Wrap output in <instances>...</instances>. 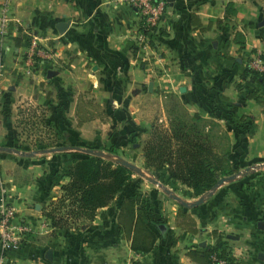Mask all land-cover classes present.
I'll return each mask as SVG.
<instances>
[{
	"label": "crops",
	"instance_id": "obj_1",
	"mask_svg": "<svg viewBox=\"0 0 264 264\" xmlns=\"http://www.w3.org/2000/svg\"><path fill=\"white\" fill-rule=\"evenodd\" d=\"M263 20L264 0L169 2L163 34L156 48L144 49L142 64L134 50L141 15L127 3L0 0V141L56 139L67 146L34 155L0 151V209L13 205L31 227L18 247L0 246L2 264H205L188 250L214 244V231L227 239L236 264H264V86L245 77L249 63L264 61ZM25 34L51 50L34 77L22 71ZM254 88L260 100L249 96ZM167 93L191 115L227 129L231 164L239 168L187 207L197 232L178 222V202L154 187L169 220L148 252L132 249L115 201L80 220L79 230L53 225L47 212L70 179L60 171L69 150L111 149L109 156L139 158L141 165L153 123L162 119L169 128ZM186 191L195 199L191 187Z\"/></svg>",
	"mask_w": 264,
	"mask_h": 264
},
{
	"label": "trees",
	"instance_id": "obj_2",
	"mask_svg": "<svg viewBox=\"0 0 264 264\" xmlns=\"http://www.w3.org/2000/svg\"><path fill=\"white\" fill-rule=\"evenodd\" d=\"M195 17L193 14L192 20L199 25ZM236 36L239 42L245 43L242 32H237ZM30 38L29 34L24 35L27 46ZM15 41L20 43L18 37ZM134 50L137 53L138 48L135 47ZM247 76L253 82L264 86V70L254 68L249 63L245 70V77ZM249 96L260 100L259 89H252ZM168 113V129L153 123L151 137L144 149L145 163L157 171L167 168L173 179L187 184L195 195H203L221 177L233 173L229 157L230 144L225 145L223 142L222 136L225 135L222 131L229 140L228 134L223 128L218 132L216 129L220 124L211 118L194 116L186 110L182 114ZM51 146L53 145H47ZM71 152L72 155L63 162L60 170L70 179L63 184V194L57 199L55 207L47 212L53 225L67 227L70 218L92 219L100 207L117 198L120 207L119 223L131 239L132 249L137 252L152 250L158 232L166 229V222L159 211L144 213L139 210L137 198L124 191L132 179L133 169L111 158L81 150ZM262 179V176L259 177V180ZM184 205L179 208L178 215L188 217L190 225L193 226L191 231L197 232V222ZM63 208L65 209L62 213ZM213 234L217 236L214 244H207L203 248H189L188 253L195 261L214 264L212 255L228 257L230 249L227 239L216 231ZM229 259L231 264H236L234 256H229Z\"/></svg>",
	"mask_w": 264,
	"mask_h": 264
},
{
	"label": "built area",
	"instance_id": "obj_3",
	"mask_svg": "<svg viewBox=\"0 0 264 264\" xmlns=\"http://www.w3.org/2000/svg\"><path fill=\"white\" fill-rule=\"evenodd\" d=\"M124 2L137 9L141 15V24L136 35V47L140 52V62L146 63L148 56L144 54L145 48H156L163 34L160 20L165 15L168 0H116ZM51 57V50L41 44L37 35H31L26 56L23 59L22 71L34 77L40 64ZM250 65L259 70H264V61L257 58ZM162 121V119H160ZM29 223L18 218L17 209L13 205H4L0 209V246L2 249H11L21 245L26 235L30 232ZM229 256L220 257L212 255L214 264H231ZM235 261V260H234ZM3 260L0 257V264Z\"/></svg>",
	"mask_w": 264,
	"mask_h": 264
},
{
	"label": "rangeland",
	"instance_id": "obj_4",
	"mask_svg": "<svg viewBox=\"0 0 264 264\" xmlns=\"http://www.w3.org/2000/svg\"><path fill=\"white\" fill-rule=\"evenodd\" d=\"M167 94L168 95L165 97L166 100L164 102V107L166 108L167 112H170L171 115H175V113L176 114H182L185 110L187 111L185 106L181 103L179 97H177L175 94H170V93H167ZM175 104H178V106L175 107ZM154 123H156L158 125H160V124L163 125V121H161V120L155 121ZM220 128H223V127L218 126V128L216 130L219 132ZM35 130L38 131L37 129H35ZM45 131L48 134L49 132H51V129L48 128ZM222 133L225 135V136H222L223 142L225 143V145L226 144L229 145L230 140H228V138H226L225 132L222 131ZM226 133H227V131H226ZM47 145L60 146L61 143L59 141H57L56 139H44L42 141H40V140L39 141H25V140L21 141L20 139L17 141L13 140L10 142H3V141L1 142L0 141V146H8V147L18 149L19 150L18 152L17 151H10V152H16L19 154H23V152L29 153V152L34 151L36 149L40 150L39 148H41V149L48 148ZM109 150L110 151L103 152V154H105V156H102V157L110 158L108 155L110 154V152H113V151H111V149H109ZM0 151H6V150H0ZM69 151L71 152L74 150L71 149ZM25 155H28V154H25ZM97 156H101V155H97ZM122 158L129 160L130 162L134 163L137 166V169H133L132 179L127 183L124 191L137 198L138 209L143 211L144 213H145V211H148L151 213L159 211L160 214L163 215L165 222H168V220H169V218L167 216H165L164 213L161 211V208L159 207V205H157V203L155 202V199H157V196L153 193V190H151L152 187L159 190L160 192L165 193L167 196H169L172 199H174L175 201H177L179 204V208L182 207L184 204L181 202V200L177 199L174 195L180 196L181 199H183L185 201H194L195 199H197L199 197L196 195L195 199H191V198L187 199L186 196H189V193H187V191H186V189L188 188V185L179 181V180H175V179L172 180L171 178H167V175H166L168 172L167 168H164L162 170L157 171L152 166L146 165L145 157H144V162L141 165L138 164V162L140 161L139 158H133V157H130V158L122 157ZM231 167L233 168V173H231V174H235V173L237 174V172H239L238 167H235L233 165ZM166 170H167V172H166ZM254 170L255 169H253V171ZM243 171H245V170H243ZM231 174H228V175H231ZM250 182H252V181H250ZM166 188H168L170 190V192H167ZM207 193H205V194L207 195ZM207 197H208V195H207ZM114 201L116 202V205L118 206L119 200L116 198L111 202H114ZM54 207H55V205L52 206V208H54ZM187 207H188L187 205H184L185 209H187ZM52 208L49 209V212L52 211ZM64 209L65 208H63L61 210L62 213L64 212ZM80 220H85V219L70 218L68 221L67 227L71 228L72 230H79V227L81 225ZM177 220L180 224H182V226L186 227L189 231H191V227H193V226L190 225V223H189L190 220L188 219V217L183 216V215L179 216L178 212H177ZM191 232H193V231H191ZM125 234H126V232H125ZM133 264H139V262L134 261Z\"/></svg>",
	"mask_w": 264,
	"mask_h": 264
},
{
	"label": "water",
	"instance_id": "obj_5",
	"mask_svg": "<svg viewBox=\"0 0 264 264\" xmlns=\"http://www.w3.org/2000/svg\"><path fill=\"white\" fill-rule=\"evenodd\" d=\"M170 3H173L175 0H168ZM263 23H264V20H263ZM59 28L61 29V30H64L65 28H66V25L65 24H60L59 25ZM153 86V83L151 82L150 83V87H152ZM67 146H62V145H60V146H54V147H51V148H49V149H47V150H63V149H65ZM81 150H83V151H85V152H89V153H92V154H95V155H101V156H105V154H103V152H101V151H98V150H95V149H93V148H80ZM0 150H6V151H19L18 149H15V148H12V147H8V146H0ZM36 152H38V150H34V151H31V152H29V153H25V152H23V154H28V155H33V154H35ZM109 156V155H108ZM111 159H113V160H115V161H117V162H119V163H121V164H124V165H127L128 167H130V168H132V169H137V166L134 164V163H132V162H130L129 160H127V159H125V158H122V157H115V156H109ZM247 170H249V168L247 169ZM236 173L235 174H231V175H227V176H224V177H221L220 179H219V181L216 183V185L207 193V195L209 196V195H211L212 193H213V190L220 184V183H222L224 180H226V179H231V178H234V177H236ZM166 191L167 192H170V190L168 189V188H166ZM207 195L206 194H203V195H200L197 199H195L194 201H185V200H183V199H181V197L180 196H178V195H174L177 199H179V200H181V202L182 203H184L185 205H187V206H195V205H198V204H200V203H202L205 199H206V197H207Z\"/></svg>",
	"mask_w": 264,
	"mask_h": 264
}]
</instances>
